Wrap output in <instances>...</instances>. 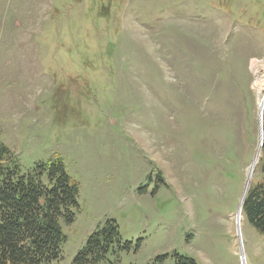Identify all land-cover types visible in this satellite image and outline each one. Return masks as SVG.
Wrapping results in <instances>:
<instances>
[{
    "label": "rangeland",
    "instance_id": "obj_1",
    "mask_svg": "<svg viewBox=\"0 0 264 264\" xmlns=\"http://www.w3.org/2000/svg\"><path fill=\"white\" fill-rule=\"evenodd\" d=\"M262 108L264 0H0V145L79 183L54 264L108 219L113 264H264Z\"/></svg>",
    "mask_w": 264,
    "mask_h": 264
},
{
    "label": "trees",
    "instance_id": "obj_2",
    "mask_svg": "<svg viewBox=\"0 0 264 264\" xmlns=\"http://www.w3.org/2000/svg\"><path fill=\"white\" fill-rule=\"evenodd\" d=\"M264 128V118H263ZM261 177L252 181L243 203V214L264 235V140ZM258 176V175H256ZM79 183L61 159L39 162L23 170L18 157L0 145V264H54L62 258L70 223L79 206ZM120 243L116 220L108 219L93 231L72 264H113L110 249ZM176 264H200L190 255H175Z\"/></svg>",
    "mask_w": 264,
    "mask_h": 264
},
{
    "label": "water",
    "instance_id": "obj_3",
    "mask_svg": "<svg viewBox=\"0 0 264 264\" xmlns=\"http://www.w3.org/2000/svg\"><path fill=\"white\" fill-rule=\"evenodd\" d=\"M263 118H264V109L262 108L261 110H259L260 135H259V143H258L257 150H261L262 149V144H263V140H264ZM256 154H257V152L255 153L253 161H252V163L250 165V166H252V171L254 169ZM249 185H250V178H249V176L247 174L246 181H245V186H244L243 193H242V196H241V200H240L239 206L237 208V214H240L241 211L243 210V203H244L245 196H246L247 190L249 188ZM237 224H238V221H236V226H237ZM236 230H237V235H238V239L240 241V248H241V252H242L243 251L242 234L239 232L240 229L238 230V227H236Z\"/></svg>",
    "mask_w": 264,
    "mask_h": 264
},
{
    "label": "bare ground",
    "instance_id": "obj_4",
    "mask_svg": "<svg viewBox=\"0 0 264 264\" xmlns=\"http://www.w3.org/2000/svg\"><path fill=\"white\" fill-rule=\"evenodd\" d=\"M258 161H259V159L257 158V160H255V164H254V169H255V166H256V164L258 163ZM250 168H251V172L252 173H254V169H253V171H252V166H250ZM250 182H251V180H252V176L250 175ZM241 212H243V211H241ZM237 213V212H236ZM239 213V212H238ZM239 230V229H238ZM240 232V231H239ZM241 233V232H240ZM242 234V233H241ZM243 240V239H242Z\"/></svg>",
    "mask_w": 264,
    "mask_h": 264
}]
</instances>
